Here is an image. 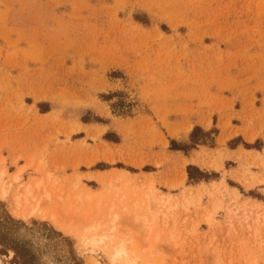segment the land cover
Returning <instances> with one entry per match:
<instances>
[{
  "label": "rangeland",
  "instance_id": "1",
  "mask_svg": "<svg viewBox=\"0 0 264 264\" xmlns=\"http://www.w3.org/2000/svg\"><path fill=\"white\" fill-rule=\"evenodd\" d=\"M263 164L264 0H0L1 264H264Z\"/></svg>",
  "mask_w": 264,
  "mask_h": 264
},
{
  "label": "bare ground",
  "instance_id": "2",
  "mask_svg": "<svg viewBox=\"0 0 264 264\" xmlns=\"http://www.w3.org/2000/svg\"><path fill=\"white\" fill-rule=\"evenodd\" d=\"M206 125L207 126L210 125V122L208 121ZM250 139H251V137H250ZM224 141H225V136L223 135L222 138L220 139V142L223 143ZM249 141H251V140H249ZM218 159L220 160L221 158H218ZM216 162H219V161H216ZM24 170H25V167H20L11 176V178L9 180H7V181L4 179V172H0V200H3V201L9 200V197H10V194H11V189L10 188H11L13 182H18V181H20L22 179V175H23V171ZM182 175H184V174H182ZM182 177H184V176H182ZM26 194H29V191L28 190H26L25 196H26ZM16 196H17L16 197L17 207L15 208V211H13V215H15L16 217H22V218H25L26 217L27 218L29 215L33 214L37 210V208L35 207V208L30 209V211H28L27 213H24V210L22 209L21 204H20V202H21V200H20L21 195L18 194ZM139 204L140 203L136 202L135 203V207L138 208L139 207ZM51 217H52V219L54 221V216H51ZM153 217L154 216H152L150 218L149 222H147L146 221V218L143 217L144 218V220H143L144 226L146 224L149 225L150 222H151V225L152 224L154 225L155 221L153 220ZM151 219L153 221H151ZM154 219H156V218H154ZM152 222H154V223H152ZM83 228H84V232L81 231V233H83V234H80V237H81L82 241H84L87 244H91V245H96L97 243H100L101 244V247L104 248V250L105 249L108 250V252L110 253V257H111L110 259H112V261H114L116 263H120V264H137L138 260L141 259L140 256H139L141 254V252H140L139 255H137L138 253L136 254V252H138V251H135L133 248L130 247V245H128L127 242H125L124 240H121V239L117 238V236H115L113 234V232L116 229V225H115V221L114 220L112 221V225L109 228H107L105 230H102V231H99V232L96 231V229L94 228V226H92L91 224L90 225H87V227L84 226ZM146 229H147V227H146ZM152 229H153V226H152ZM147 230L150 231V228H148ZM147 235L149 236V233H147ZM155 237H156V239H158V235L155 236ZM152 239H154V237ZM147 242H148V240H147ZM148 245H149V243H148ZM145 249L147 250V248H145ZM143 251H144V249H143ZM147 252L150 253L149 250ZM147 255L148 254L146 253L144 256H147ZM144 259H146V258H144ZM153 261L154 260H152V262ZM152 262H149L148 264H152ZM93 263L94 264H101V263H99L97 261L96 262H93ZM0 264H1V259H0Z\"/></svg>",
  "mask_w": 264,
  "mask_h": 264
}]
</instances>
